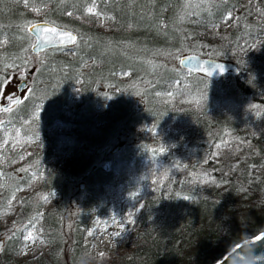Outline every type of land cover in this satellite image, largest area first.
I'll list each match as a JSON object with an SVG mask.
<instances>
[{
  "label": "trees",
  "instance_id": "obj_1",
  "mask_svg": "<svg viewBox=\"0 0 264 264\" xmlns=\"http://www.w3.org/2000/svg\"><path fill=\"white\" fill-rule=\"evenodd\" d=\"M22 1L0 0V81L9 76L7 67L17 63L25 64L24 72L31 79L21 103L11 111H0V140L4 130L12 136L17 130L21 136L42 139L43 150L24 154L22 149L12 150L9 143L0 148V210L9 194L25 184L31 168L41 170L39 192H54L57 201L41 210L35 193L21 195L13 218L23 227L33 217L40 218V235L46 243L34 257L19 262L12 257L19 238L11 235L0 247V264H80L88 250L84 231L105 210L103 187L139 169L145 152L140 130L146 123L162 127L171 118L186 120L180 142L205 151L206 163L208 141L227 129L238 131L254 153L250 162L259 165L264 156V111L238 129L235 120L210 113L205 105L175 108L166 94L198 92L264 104V0L245 4L242 0H95L98 11L111 18L103 19L104 28L97 27L95 17L84 15L89 0H27L29 9L21 6ZM37 7L42 19L75 31L76 45L64 48L71 55L61 54L59 46L37 54L26 46L25 31L17 22L37 20L32 16V8ZM228 12L234 24L222 33ZM182 15L186 19L180 21ZM211 25L218 30L212 32ZM256 39L260 41L255 43ZM137 51L140 57L133 61L122 53L132 56ZM190 52L230 60L237 72L211 79L187 71L177 59ZM122 73L126 75L119 76ZM226 73L229 82H223ZM71 93L78 96L72 106ZM54 121L66 127L49 131ZM59 137L71 143L59 144ZM67 148L71 158L61 166L59 156ZM23 154L28 165L20 168L16 161ZM160 156L170 162V150ZM197 163L191 159L180 173L174 172L170 180L146 193L133 239L104 255L101 264H212L232 244L264 228V175L258 167L247 170L242 164V169L224 170L213 163L214 183L203 185L187 174Z\"/></svg>",
  "mask_w": 264,
  "mask_h": 264
},
{
  "label": "rangeland",
  "instance_id": "obj_2",
  "mask_svg": "<svg viewBox=\"0 0 264 264\" xmlns=\"http://www.w3.org/2000/svg\"><path fill=\"white\" fill-rule=\"evenodd\" d=\"M254 3L255 0H242V3ZM22 7L27 6L24 1L21 3ZM91 6V5H90ZM31 7H26V9ZM34 9H39L35 11ZM32 16L38 19L42 18L41 8H32ZM96 25L99 28H104L103 17L98 15L95 17ZM31 19L18 21L20 28L25 31L24 42L29 47L33 38L28 33L26 25ZM234 20L231 19L228 22H223L220 26L222 33H228L233 27ZM210 30L215 32L217 29L216 25H211ZM260 40L256 39L255 43ZM153 46V44H151ZM154 50V48L152 49ZM61 54H69L72 52L69 49H61ZM123 53V56L128 61H133L140 57V51L134 53L132 56L129 53ZM247 53L253 54L252 46L248 48ZM37 54V52L35 53ZM142 55V52H141ZM90 63L88 60L85 64V68ZM25 65V64H24ZM24 65L19 63L8 66L9 76L5 77L3 81L8 83L1 84L0 86V104L4 103V96L10 91H16V84L20 79H25V86L19 91L20 101L23 100L29 93L30 90V78L24 72ZM126 74L122 73L121 77ZM231 76L226 73L223 77V82H229ZM166 97L170 104L175 108H181L184 106H201L205 105L207 111L212 113H222L228 115L230 118L236 121L238 129H244L252 124L256 119V112L264 111V104L258 102H252L246 100L244 102L232 101L228 98H220L217 96H205L198 92H184L178 91L175 93H167ZM249 98V95L246 96ZM69 104L72 106L78 103V96L75 93H71L68 98ZM255 105V107H252ZM69 115L68 112H66ZM3 120L0 119V127ZM188 124L186 120L180 118H171L162 127H152L150 123H146L142 128L141 132L144 137L141 141V145L145 150L141 156L139 162V169L136 172H132L123 178V180H113L106 184L103 189L105 197L102 201L104 206V212L96 215L92 219L91 225L84 231L83 242L87 244L88 250L86 257L80 264H101L104 255L112 253L118 249L123 248L126 244L131 242L134 237L136 225H137V213L141 206V202L149 191L154 190L161 183L170 180L174 175V172H181L185 168L186 163L191 159H197L198 163L195 169H192L187 173L189 176H194L201 184L208 185L214 183V176L211 172L213 163L219 165V168L224 170L238 167L243 168L242 164H246L247 170L253 168H259L261 173L264 175V156L260 158L259 165L255 166L254 163L250 162V158L254 154L252 149L249 147L248 139H244L238 131L227 129L221 133V135L214 141H208V159L209 162L204 161V155L206 152L200 147L188 148L186 141L180 142V132ZM66 126L59 121L49 127L50 130L64 129ZM15 136L8 133V130H4L3 138L0 140V148L4 146L6 141H11L10 148L12 150L22 149V153L26 154L30 151L40 152L43 150V141L38 137L21 136L15 130ZM177 134L175 137L173 135ZM19 137L20 142L16 141ZM71 143L70 139L66 137H59V144ZM221 145L220 147H217ZM204 149V146H202ZM170 150V162L163 160L160 153H164ZM24 154L18 158L16 164L23 168L28 163ZM71 150L67 148L59 156V164L65 165L70 160ZM53 159V157H51ZM3 160L0 157V162ZM107 164L105 163V166ZM28 178L24 185L14 189L8 196L5 207L0 210V238H2L1 248H3L11 235L19 238V245L12 257L19 262L25 261L34 257L44 247V243L40 239H37L35 243L28 242L25 246L23 241L24 228L20 222L13 218L16 208L20 205V197L23 194L32 192L35 193V200L41 202V210L51 207L57 201V195L54 192L42 193L39 192V184L42 179L41 170L27 169ZM264 179V178H263ZM264 186V183H263ZM135 194V195H133ZM131 215L132 222H128V217ZM113 218L115 223H113ZM40 218H37L35 228L30 229L35 232L38 236L40 235ZM121 221L124 222V229L121 230ZM92 233L89 235V233ZM115 232H122V235L116 237L113 235ZM103 253V255H101Z\"/></svg>",
  "mask_w": 264,
  "mask_h": 264
},
{
  "label": "snow or ice",
  "instance_id": "obj_3",
  "mask_svg": "<svg viewBox=\"0 0 264 264\" xmlns=\"http://www.w3.org/2000/svg\"><path fill=\"white\" fill-rule=\"evenodd\" d=\"M215 2L219 3L222 2V0H215ZM25 3L27 5V0H25ZM89 3L91 6L85 7L83 9L84 15L87 17H96L98 15L103 16V19L107 21L108 19H111L110 17L104 16L103 13L98 11V8L96 6L95 0H89ZM35 11H38L39 9H34ZM69 15H72L71 12L68 13ZM232 15L230 12L224 14L223 19L225 22H228L232 19ZM186 19V15H182L179 17L180 21H183ZM27 31L35 36V42L32 45L33 51L39 50L44 51L49 46H59L61 48H67L69 46H74L77 43L78 37L67 30H60L56 27H48L46 23H37V24H31L28 26ZM181 64H184L185 61L182 59L180 61ZM212 67L219 69L221 72H223V67L220 64H215ZM192 70H199L201 72H205L207 75H211V68L205 66V65H198L196 66V69ZM8 81H0V84H7ZM10 105L6 106L0 111L8 112L11 111V107L17 104H20L21 101L19 99H16L15 97H9ZM252 107H255L253 105ZM257 116L261 115V112H256ZM17 142H20L19 137L16 138ZM11 141H6V143H10ZM221 145H218L217 147H220ZM135 195V194H133ZM187 198V197H185ZM35 217L32 218L33 222H30L28 225L24 228V235H23V241L25 243V246L28 242L35 243L37 239H40L42 243H46V241L43 240L41 236H38L35 232H33L30 229L35 228ZM113 223H115V219L113 218ZM128 222H132V217L129 215ZM121 229H124V222L121 221L120 224ZM92 233L90 232L89 235ZM114 236L119 237L122 235V232H115L113 233ZM264 236H257L255 237V240H259ZM239 246H237L238 248ZM103 255V253H101Z\"/></svg>",
  "mask_w": 264,
  "mask_h": 264
},
{
  "label": "water",
  "instance_id": "obj_4",
  "mask_svg": "<svg viewBox=\"0 0 264 264\" xmlns=\"http://www.w3.org/2000/svg\"><path fill=\"white\" fill-rule=\"evenodd\" d=\"M37 23H46V25L48 27H56V28H58L60 30H67L68 32L76 35L75 31H73L72 29L67 28V27L59 26L57 24H54V23L49 22L47 20H44L42 18L34 20V21H31L30 23H28L26 29L28 28L29 25L37 24ZM29 34L33 38L32 42H31V44L29 46V49L32 52H34V53L40 52L39 50L33 51L32 45L35 42V36L33 34H31V33H29ZM49 47H53V46H49ZM182 59L185 61L184 64L180 63V61ZM177 61H178V64L180 66H182L184 69H186L187 71L198 72V73L203 74V75H205V76H207V77H209L211 79H216L223 72H227V71L237 72L236 65L230 60L214 58V57H208V56H201V55H199L197 53H193V52L181 54L178 57ZM215 64L222 65V67L224 69L223 72H221L219 69H216V68L212 67ZM198 65H205V66L211 68L212 69L211 75H207L205 72H201L199 70H192V69H196V66H198ZM25 84H26L25 79H20L19 82L16 84V91H10L8 94H6L4 96V99L6 101L4 103L0 104V107L4 108V107L10 105L9 97H15L16 99L20 100L19 91L25 86ZM14 106H16V105H14ZM14 106H12V107H14ZM116 149H117V146L115 145V146H113L111 148V152H115ZM78 187H79V189H82L84 187V182L80 181L78 183ZM256 236H264V228L259 230V231H257L253 235L246 236V237L240 239L239 241L235 242L234 244H232L223 254H221L218 258H216L212 262V264H230V262L227 260L226 257L229 255V253H231L233 248H236V246L238 244H242L247 238H251V239L254 240V241H250L252 243V253H253V255H259V254L264 253V237H262L259 240H255ZM1 244H2V238H0V247H1ZM239 250L240 249H237V251H239ZM258 264H264V260H261L260 262H258Z\"/></svg>",
  "mask_w": 264,
  "mask_h": 264
},
{
  "label": "clouds",
  "instance_id": "obj_5",
  "mask_svg": "<svg viewBox=\"0 0 264 264\" xmlns=\"http://www.w3.org/2000/svg\"><path fill=\"white\" fill-rule=\"evenodd\" d=\"M121 230L123 231V229ZM250 241L254 240L247 238L242 244L237 245L239 246L238 248L236 246V248L232 249L231 253H229V255L226 257L230 264H258V262L264 260V253L253 255L252 243ZM237 249L240 250L237 251Z\"/></svg>",
  "mask_w": 264,
  "mask_h": 264
},
{
  "label": "flooded vegetation",
  "instance_id": "obj_6",
  "mask_svg": "<svg viewBox=\"0 0 264 264\" xmlns=\"http://www.w3.org/2000/svg\"><path fill=\"white\" fill-rule=\"evenodd\" d=\"M257 0H255V2H256ZM5 100V99H4Z\"/></svg>",
  "mask_w": 264,
  "mask_h": 264
}]
</instances>
